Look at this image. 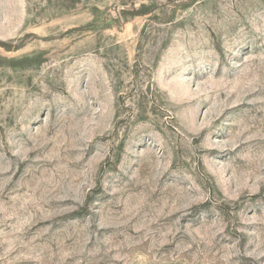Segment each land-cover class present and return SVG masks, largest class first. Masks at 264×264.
<instances>
[{
    "label": "rangeland",
    "instance_id": "374dc122",
    "mask_svg": "<svg viewBox=\"0 0 264 264\" xmlns=\"http://www.w3.org/2000/svg\"><path fill=\"white\" fill-rule=\"evenodd\" d=\"M0 264H264V0H0Z\"/></svg>",
    "mask_w": 264,
    "mask_h": 264
}]
</instances>
